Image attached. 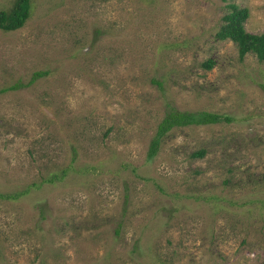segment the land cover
I'll list each match as a JSON object with an SVG mask.
<instances>
[{
  "label": "rangeland",
  "instance_id": "1",
  "mask_svg": "<svg viewBox=\"0 0 264 264\" xmlns=\"http://www.w3.org/2000/svg\"><path fill=\"white\" fill-rule=\"evenodd\" d=\"M231 5L264 33V0H30L0 29V264H264V62L217 36ZM171 107L232 120L150 157Z\"/></svg>",
  "mask_w": 264,
  "mask_h": 264
},
{
  "label": "trees",
  "instance_id": "2",
  "mask_svg": "<svg viewBox=\"0 0 264 264\" xmlns=\"http://www.w3.org/2000/svg\"><path fill=\"white\" fill-rule=\"evenodd\" d=\"M30 0H15L10 11L0 10V29L4 31L16 30L21 27L29 16ZM232 10L224 16L225 24L217 33L221 39H230L238 50L239 58L253 53L259 61L264 62V33H251L245 30L243 22L247 17L246 8L231 5ZM206 68H211V61L204 62ZM45 72H34L29 83L42 76ZM21 83L13 84L10 89L18 88ZM229 115L211 111H181L170 108L157 124L156 132L151 139L148 156H153L160 145L162 137L174 127L188 125L214 124L222 121L230 122ZM203 150H197L192 155L202 157Z\"/></svg>",
  "mask_w": 264,
  "mask_h": 264
}]
</instances>
